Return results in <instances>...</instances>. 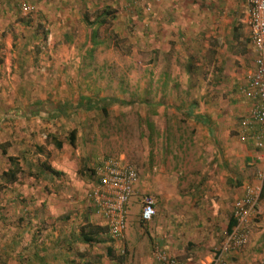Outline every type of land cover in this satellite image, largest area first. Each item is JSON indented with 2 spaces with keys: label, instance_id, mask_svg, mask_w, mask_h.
<instances>
[{
  "label": "rangeland",
  "instance_id": "1",
  "mask_svg": "<svg viewBox=\"0 0 264 264\" xmlns=\"http://www.w3.org/2000/svg\"><path fill=\"white\" fill-rule=\"evenodd\" d=\"M128 1L33 0L36 10L30 15H22L7 2L0 7V175L12 167L9 157L20 169L14 184L0 178V264H141L145 256L150 263L153 261L156 240L150 232V222L139 220L140 208L145 198H151L152 173L167 170L172 177L173 172L187 165L182 168L180 158L185 161L193 155L188 152L193 150V133L179 108L180 92L178 96L171 92L167 96L168 88L162 87L164 98L158 90V103L153 100L155 79L165 73L166 63L155 66L150 61L149 0L130 6V11L126 10ZM107 9L112 16L98 25ZM121 16L123 19H119ZM93 33L95 48L88 43ZM168 65L173 79L178 81L174 86L184 89L186 100L188 96L197 99L204 94L202 107L212 112L214 119L221 117L226 123L214 125L213 130L218 143L223 144L224 157L234 158L235 165L230 167L239 186L259 185L257 172H264V160L256 159L262 153L251 137L253 132L259 133V128L252 127L249 135L245 133L247 138L243 134L236 136L235 129L244 113L227 115L228 120L217 115L221 109L218 101L226 110L227 105L237 110L233 107L236 102L229 105V99L235 96L229 85L222 90L213 86V90L220 91L216 95L213 90L202 91L199 84H190L191 77L186 78L183 67ZM188 87L191 92L186 93ZM84 96L99 100V107L108 104L106 110L88 109L81 101ZM246 106L248 114L251 103ZM54 107L63 108L59 115L53 112ZM38 110L45 112L41 119L33 116ZM45 117L50 120L43 121ZM71 132L75 133L73 145L68 142ZM224 138H229L228 145ZM55 139L66 146L56 148ZM60 156L70 158L74 170L77 163L78 171L87 176L106 157L122 158L136 168L141 192H136L130 201L124 243H112L107 233L98 234L92 243L83 241L82 235L91 224L83 214L90 208L87 199L82 198L77 207L75 188L65 178L66 173L43 172L48 159H62ZM262 184L257 214L247 227L248 241L239 250V255L251 252L249 264L264 258L260 256L264 250V180ZM81 194L85 196L83 191ZM232 208L229 204L222 212L218 245L224 239ZM91 221L94 225L96 220ZM186 240L184 236L182 241ZM184 245L181 257L206 263L216 249L213 243ZM108 248L114 261L107 256ZM41 254L47 257L44 263ZM238 261L235 258L231 264H240Z\"/></svg>",
  "mask_w": 264,
  "mask_h": 264
},
{
  "label": "crops",
  "instance_id": "2",
  "mask_svg": "<svg viewBox=\"0 0 264 264\" xmlns=\"http://www.w3.org/2000/svg\"><path fill=\"white\" fill-rule=\"evenodd\" d=\"M149 3L150 61L155 66L157 63H166L165 73H160L155 79L156 99L153 100H157L156 103H158V90L164 98L166 92L161 93L162 87L168 88L167 96L170 92L172 95L178 96L180 92L179 103L182 105L179 108L191 125L193 135L190 144L194 145L193 150L188 149V152L193 155L187 156L185 161L180 158L183 164L181 167L187 165L182 170L178 169V173L173 172L170 177L167 170H160L150 176L149 194L156 202V215L150 221V232L155 236V243L163 248L170 257L179 261V264H210L215 250L206 258V263L201 259L197 261L195 258L181 257L185 248L184 244L190 246L191 242H195L218 245L222 238L220 224L222 212L227 210L229 204L233 206L238 199L239 189L243 188L244 191L247 184L239 186L238 177L232 173L230 167L234 158L224 157L222 154L223 144L221 141L218 143L217 133L213 130L216 128L214 125L221 126L226 123H222L221 117L214 119L212 112L202 107L201 103L205 99L204 94L201 96L200 93L197 99L188 96L186 100L184 89L180 90L176 85L174 86L178 81L173 79L168 63L183 67L182 70L184 69L186 78L191 77L190 84H199L202 91L210 92L214 87L222 90L221 88L225 84L229 85L230 90L235 94L229 99V105L236 102L233 107H236L237 110L231 109L232 107L228 105L229 109L226 110L222 108V101H218L221 109L218 110L217 115H222L227 119V115L235 116L240 111L243 112L235 134L239 136V134L244 135L246 132H250H245L240 126L241 120L248 115L246 104L250 105L242 95L240 87L254 70L253 59L255 57L249 40L247 24L249 8L247 0H149ZM122 15L129 18L126 14ZM123 16L119 19H123ZM127 21H125L126 25ZM88 43L91 47L95 45L91 40ZM121 44L122 41H119V45ZM74 49L75 46H72L71 50ZM187 92H191L190 87L186 89ZM213 92L214 94L220 93L215 90ZM81 99L87 100L90 97L84 96ZM186 101L189 102L184 105ZM45 104H41V108ZM42 120H46V117ZM255 127L256 125L253 126V128ZM220 130L225 131L226 129L223 130L220 127ZM227 139L229 138H224L228 145L229 140ZM56 141V139L53 141L54 145ZM64 146L66 144L62 143L61 149ZM60 157L62 159L59 157L48 159L49 164L43 165V172L52 174V170L58 172L59 175L66 173L64 174L65 178L68 177L69 179H67L72 182L75 188V195H73L77 207L84 197L90 205V208L86 209L87 213L83 212L86 222L90 221V225H93L91 219H94L96 220L94 225L102 226L105 222L96 214L87 198L88 192L93 186L94 176L91 174L93 176L91 179V176H87L85 172L78 171L75 162V170L72 169V160ZM175 161L178 162L179 159ZM87 177H90V180ZM81 190L85 196L81 194ZM138 191L141 192V189L137 183L136 192ZM223 203H226L225 209H223ZM225 233H227L226 230L223 233L224 236ZM184 236L187 237L185 242L182 241ZM190 237L193 240H190ZM215 246L214 249L217 248ZM239 254L240 251L230 255L228 264H231L235 258L239 259L240 264H249L248 258H250L251 252L244 255ZM176 255L180 257L179 260L175 257ZM260 256L264 257V250ZM142 259L144 257H141L140 260ZM151 263L156 264L154 259ZM151 263L146 260V256L145 260L141 262V264Z\"/></svg>",
  "mask_w": 264,
  "mask_h": 264
},
{
  "label": "built area",
  "instance_id": "3",
  "mask_svg": "<svg viewBox=\"0 0 264 264\" xmlns=\"http://www.w3.org/2000/svg\"><path fill=\"white\" fill-rule=\"evenodd\" d=\"M141 0H129L126 10H131ZM15 6L22 15L35 12L33 0H0ZM249 14L247 24L249 40L254 50V70L240 87L242 95L251 103L247 117L240 122L241 129L249 131L253 126L259 128V133L253 132L255 148L262 154L256 159L264 160V0H247ZM247 134L250 132H246ZM249 135V134H248ZM247 138V135H243ZM94 176L93 186L88 192L95 212L107 226V235L114 244L124 243L129 218V204L135 196L139 175L136 168L125 163L120 158L106 157L101 159L92 170ZM259 185H246L242 195L235 201L232 208V217L236 224L224 236L222 243L215 249L210 264H228V257L237 253L248 241L247 229L250 221L257 214V206L264 180V172H257ZM156 215L154 201L145 198L139 212V220L149 223ZM153 259L156 264H179L175 258L155 244ZM256 264H264V258Z\"/></svg>",
  "mask_w": 264,
  "mask_h": 264
},
{
  "label": "trees",
  "instance_id": "4",
  "mask_svg": "<svg viewBox=\"0 0 264 264\" xmlns=\"http://www.w3.org/2000/svg\"><path fill=\"white\" fill-rule=\"evenodd\" d=\"M111 12L112 11L110 9H107V11L105 13L101 14V17H100L101 19L99 20L98 25L106 23L107 20H108L107 18L111 14ZM110 16H112V14ZM114 16H115V13H114ZM95 38H96L95 37V33H93L92 37L90 36V40H91L92 43L95 44V45H93L94 47L97 46V43L94 42V39ZM94 47H92V48H94ZM153 90H154V88H153ZM107 100H109V99H107ZM81 101L85 104V107H87L88 109H94V108H96V109H99V110H102V111L104 110L105 111L106 110V107L108 105V104H105V107L104 106H100L99 107V105H100L98 103L99 100H97V99L94 100L93 98H90V99H87V100L86 99H82ZM110 101H112V100H109V102ZM62 109L63 108L57 109V107L56 108L54 107L53 111H54V113L56 115H59L60 114V111H62ZM41 113H45V112L42 111V110L41 111L38 110V111L34 112V115L33 116H35L36 118L41 119ZM148 125H149L150 130H152V125L149 124V123H148ZM74 136H75V133L74 132H71L69 134L68 142H69L70 145H73L74 144ZM55 146H56V148L61 149L62 148V143L56 141L55 142ZM8 160H9V162H10V164H11L12 167L10 169H8L7 171L2 172V174L0 175V178L4 179L5 182H7L8 184H14L18 180L17 175H18V172H19L20 169L18 167V163L15 162V159L14 158L9 157ZM51 172L54 175H59L58 172H56V171H52L51 170ZM91 174H92V172H91ZM91 174L89 176H91V179H92L93 176ZM261 193H262V191H261ZM235 224H236V221H235V219L231 215V217H230V219L228 221V224H227L226 231L227 232H230L232 230V228L234 227ZM87 228H88V232H85L82 235L83 241H85L87 243L94 242L95 241V238L97 237V235L99 233H106L107 232V226H105V224H103L102 226H98V225L97 226L96 225H87ZM111 253H112V250L110 248H108L107 249V256H109V259L111 261H114V258H113V256H112ZM46 259H47V257L46 256L44 257V255L41 254V262L44 263V261Z\"/></svg>",
  "mask_w": 264,
  "mask_h": 264
}]
</instances>
